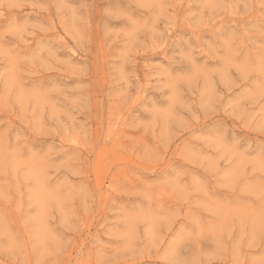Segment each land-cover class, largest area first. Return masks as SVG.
<instances>
[{
    "label": "rangeland",
    "instance_id": "1",
    "mask_svg": "<svg viewBox=\"0 0 264 264\" xmlns=\"http://www.w3.org/2000/svg\"><path fill=\"white\" fill-rule=\"evenodd\" d=\"M0 264H264V0H0Z\"/></svg>",
    "mask_w": 264,
    "mask_h": 264
}]
</instances>
